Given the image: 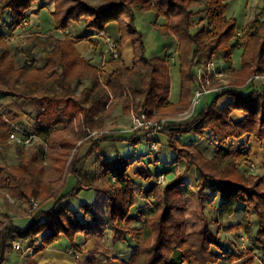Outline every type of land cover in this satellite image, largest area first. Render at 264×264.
Instances as JSON below:
<instances>
[{
	"label": "trees",
	"instance_id": "trees-1",
	"mask_svg": "<svg viewBox=\"0 0 264 264\" xmlns=\"http://www.w3.org/2000/svg\"><path fill=\"white\" fill-rule=\"evenodd\" d=\"M38 1L41 0H1L0 19L4 11L8 10L13 17V25L19 26L29 18L28 12ZM52 1L55 9L51 12V17L57 31H68L72 23L82 24L91 33L79 37L87 38L91 43L97 34L109 33L118 44L119 56H112L108 60L116 69L105 84L101 77L102 69L78 52L73 37L57 39L54 49L46 54L45 65L40 68L34 62L19 65L12 48L5 44L6 35H0V101L21 99L32 102L37 109V133L45 141H49L53 153L68 155L63 167L66 176L59 187L44 184L41 178L43 169L31 162H23L17 167L0 164V188L6 187L12 197L29 203L34 198L40 200L24 227L13 220L0 223V264L6 261L7 252L13 250L14 240L29 243L31 247L39 246L40 250H44L66 238L71 250L82 252L77 237L91 229L94 219L91 210L94 204L87 201L82 203L79 210L83 211L84 216L79 218L77 212L66 203V200L82 191L94 190L87 183L88 171L80 168L83 162V158L79 156L82 147L90 144L87 155L99 157L101 151L107 149L103 147L107 142H130L135 146L142 139L140 131L100 133L105 129L110 116V102L125 95L123 103L127 113L140 115L144 112L149 119L173 116L181 110V106L190 104L198 63L215 57L220 51L231 63L235 52L241 49V68L237 73L242 85L214 97L200 109L192 121L175 127L179 129H172L170 126L165 130L167 144L162 145L159 154L167 148L175 154L172 164L182 160L187 162L185 172L169 181L166 186L151 182L154 177L168 175L170 171L151 170L150 166L157 167L160 159L158 154L157 160L154 163L151 161L149 147L154 141L148 142L149 160L144 161L146 166L135 174L136 179L144 182L141 184L142 192L148 202L152 201L148 211L140 212L141 208L138 207V182L129 173L133 166L129 159L117 153L110 163L103 164L102 177L110 197L112 222L121 231L120 238L124 237L121 238L123 240L131 235L137 242L133 254L121 264L219 262L220 257L214 251L217 248L223 251V239L219 232L216 233L209 226L203 232L188 231L187 206L183 194L187 191L186 180L192 169L197 171L200 178L196 188L202 195L211 190L219 194L223 206L233 203L244 205L249 221L253 215L257 217L256 243L264 253V182L262 177L241 170L239 163L248 161V155L229 145L230 140L241 139L246 135L255 136L264 144V86H243L249 77L264 73V8L261 15L239 28L237 18L227 16L228 4L224 0H206L204 19L208 26L193 32V19L197 12L192 8L199 0H106V4L100 6L93 5L88 0ZM152 11L156 16L154 29L166 38L175 36L178 42L177 55L181 74L179 104L172 103L169 96L171 56L150 57L144 33L136 23L138 13ZM160 18H165L167 22L159 23ZM113 24L118 26L119 36H114L109 31V26ZM80 40L82 39H78ZM128 41L132 43L134 50L131 69L122 64L123 50ZM82 80H90L91 85L85 86L77 94L75 84ZM226 95L231 96L232 100L222 107L220 100ZM14 107L0 112V155L5 137L12 130L6 120L10 123L16 121L15 124L21 125V118L16 110L18 107ZM239 110L245 114V118L236 123L232 121L231 115ZM60 125L69 132L71 130L76 133V138H71L64 131L53 132ZM76 127L79 128L78 132ZM93 132H98L96 137L91 136ZM208 133L215 144L212 158L206 157L195 143L184 144L177 137L183 135L189 141L193 137L204 139ZM87 137L88 140L79 144L78 141ZM73 149H76L75 153ZM140 162H143V158ZM69 175L75 180V185L65 192ZM205 195L209 197V194ZM51 199H54V204L49 209L42 208ZM138 221L142 223L141 228L131 226ZM249 227V224H244L237 228L247 232ZM238 259L232 257V261ZM79 264L100 262L92 257ZM248 264H255L254 256H250Z\"/></svg>",
	"mask_w": 264,
	"mask_h": 264
},
{
	"label": "rangeland",
	"instance_id": "rangeland-1",
	"mask_svg": "<svg viewBox=\"0 0 264 264\" xmlns=\"http://www.w3.org/2000/svg\"><path fill=\"white\" fill-rule=\"evenodd\" d=\"M48 1L47 7H49L52 11L55 9L54 1ZM91 4L100 6L106 4V0H88ZM237 1L239 3H237ZM249 0H235L233 7L227 11V15L232 16L233 12H235V17L238 18L239 22L242 23L243 15L245 12L246 3ZM256 1L264 2V0H250V3H254ZM53 2V3H52ZM244 2V3H242ZM52 4V5H50ZM205 5L206 0H199L198 4L194 6L192 9L197 12V15L194 17V29L193 32H197L202 28L207 27V20L204 19L205 16ZM35 12V11H33ZM46 19H49L48 22ZM41 21L43 23L41 24ZM154 15L150 13H138L137 14V26L144 33V38L146 42L147 53L149 56L156 55H164V53H168L173 59L170 60V76H171V92H170V101L174 104L180 103L181 98V74H180V60L177 55V42L175 36L172 38V41L169 42L168 46H166V40L162 36L163 34L154 29ZM159 23L164 24L167 22L165 18H161L158 20ZM116 24L109 26V31L114 34V36H119V30L116 27ZM42 27V28H41ZM17 31H9L8 34H5L7 39L5 44H8L16 57V61L19 65H25L30 62H34L37 67L42 68L46 63V54L53 50L55 47V41L57 39L64 40L67 36L73 37L75 39V43H80L81 41H90L87 38H81L91 33V31L82 24L72 23L69 27L68 31H57L54 26V22L50 17H33L32 15L27 18V20L20 25ZM241 30V29H240ZM239 30V31H240ZM81 36V37H79ZM11 38V39H10ZM78 39H82L78 41ZM77 40V41H76ZM93 47H91L92 57L87 60L91 61L92 64L98 65L101 69V77L105 84H107V77L105 76V68L106 61L110 60L112 57L110 53H108V46L103 43L102 39L96 37L92 39ZM78 50V49H77ZM81 55L82 53L78 51ZM98 53V55H96ZM242 49L237 50L234 54V57L231 63L224 57V53L222 51L216 54V58L224 59L229 62L231 65V71L228 76L223 77L219 81V85L223 84L225 80L229 84L233 86H241L242 82H240V76L238 75V71L241 68V59H242ZM96 55V57L94 56ZM85 58V57H84ZM123 66L126 65L124 58ZM218 83V82H217ZM215 83V84H217ZM244 84V83H243ZM91 85L90 80H82L78 81L75 84V91L77 94H80L81 91L86 87ZM244 86V85H243ZM196 88V83H194L192 87V97L190 100V104L188 106H181V110L173 116H168L166 118H147L152 122H164L167 127L161 131L152 132V129H142L138 130L146 135H158V142L165 146L167 144V136L164 134L165 130L168 127L175 128L176 126H181L184 123H188L192 121L191 119V110H192V98L194 95V89ZM125 95L119 96L114 101L109 103V113L110 116L106 121V126L104 130L100 133H109L114 131H127L134 132V123L133 116L134 114L127 113L124 109L123 100ZM214 97L209 96V102L213 100ZM232 100L231 96H224L220 100V104L223 105ZM206 105L205 101L199 106L200 109ZM18 107L17 112L18 116L21 118L20 124L25 127L27 132L32 135V141L30 145H22L13 142L10 140L9 136L5 137L4 147L2 148V154L0 155V164L7 167H17L20 166L23 162H31L36 165L38 168L43 169V174L41 176L44 184H50L51 186L59 187L65 176L63 167L66 163L68 155L66 154H56L51 150L50 144L45 141L41 135L37 133L35 127V119L37 115V109L34 104L30 101L24 102L23 100H14L5 99L0 101V112L5 110H10L9 108ZM14 107V108H15ZM26 113V114H25ZM29 115V116H28ZM198 115V114H197ZM196 115V116H197ZM16 122V121H12ZM78 127V126H77ZM76 127V128H77ZM64 131L68 133L71 138H76L75 134L71 130L69 132L68 129H65L64 126H56L53 132L56 131ZM79 128L76 129L78 132ZM2 133V129L0 128V134ZM98 132H93L91 136H95ZM178 138H181L182 143H189L190 141H186L183 135H177ZM88 140L86 139L78 141L79 144L83 143L82 141ZM151 141V140H149ZM156 142V140H153ZM199 144L195 143L197 147H199L206 157L212 158L215 152V144L213 143L212 136L210 133L207 134V137L204 139H198ZM5 146H10V149H6ZM90 144L84 145L80 151V155L83 158V162L80 165V168H83L88 171L89 180L87 183H90L93 186L94 190L91 191H82L80 194L71 197L66 200V203L73 208L77 212V217L83 218V211H80L79 208L82 206V203L85 201L93 203V209L91 210L94 213V220L91 222V229L86 233L82 234L83 237L79 239V244L81 246L82 252L74 253L76 256H80V260L77 264L83 263L88 259L94 257L97 258L100 264H121L123 260L129 259V253H122L118 250V242L124 241L125 239H121V231L116 229V226L112 222L111 218V204L110 197L106 191V182L102 177V172L104 170L103 164L110 163L117 155L120 153L123 157L129 159L133 166L130 168V175L135 180L136 179V171L141 167L146 166L144 161H148V142L146 139H141L138 145H133L130 142L123 143H114L107 142L103 147L104 151H101L100 156L96 155H87ZM76 149H73V153H75ZM174 152H170V154H163L161 157L162 161L159 162L158 166L153 167L151 170L156 172L159 169L160 172H164L167 168L168 164H172L175 160L173 157ZM160 155V154H159ZM158 156H151V161L154 163L157 160ZM143 158V162H140V159ZM245 161L239 163L241 170H245L242 166ZM187 169V168H186ZM251 169H254V166H251ZM180 174H183L185 171L182 170L178 166L177 168ZM254 171V170H253ZM251 170H246L247 174L255 175ZM178 174V175H180ZM169 175V174H168ZM176 175V176H178ZM258 176V175H257ZM190 177V174H189ZM261 177V176H260ZM155 177L152 179V184H154ZM200 178H196L195 181H190L191 186L189 190L184 192L185 203L187 206V226L189 232H203V230L209 226L213 231L222 236V245L223 251L225 254L215 249V253L220 257V260L217 264H248L250 256H254L255 258H259L260 261L264 263V253H259L258 249H261L260 246L256 243V234H257V217L252 216L250 221L247 216V213L244 209V205H237L233 203L232 205L221 204V199L218 193H214L211 190H207L205 194H209V197L205 194L202 195L196 188V183ZM263 179V178H262ZM72 180V176L67 177V186L64 190L65 192L68 189V184ZM138 184H136V190L138 192V207L141 208L140 212H145L150 209V203L148 202L147 197L142 192V185L144 182L140 179H136ZM162 183V186H166L170 181L165 175V179ZM190 180V179H189ZM154 182V183H153ZM264 182V180H263ZM188 186V184L186 185ZM188 188V187H185ZM36 202L38 205L40 204V200L38 198H34L32 203H29L25 200H21L20 198H14L8 192L6 187L0 188V223L7 222L9 220H13L16 224L24 227L26 223L30 219V215L32 212H35V206L33 202ZM54 204V199L48 200L42 208L51 207ZM238 209V210H235ZM79 210V211H78ZM246 226L249 224V229L247 232H244L243 229H238L239 225ZM132 227L141 228L142 223L140 221L133 222L131 224ZM130 239L133 237L131 235H127ZM13 242V250L7 252L6 261L4 264H33L38 259H40L44 254L46 249L40 250L37 249H29L31 246L29 243L20 242V249H16L14 247L15 242ZM57 246L71 250L70 243L66 238H62V241L56 243ZM252 246V247H251ZM253 246L256 249H253ZM51 247V246H50ZM49 248V247H48ZM47 252V251H46ZM121 254V255H120ZM256 254V255H254ZM232 257L243 258L242 263L239 262V259L236 261H232ZM113 259V260H111ZM115 261V262H114ZM256 261V260H255ZM26 262V263H25ZM61 264V263H59Z\"/></svg>",
	"mask_w": 264,
	"mask_h": 264
},
{
	"label": "crops",
	"instance_id": "crops-1",
	"mask_svg": "<svg viewBox=\"0 0 264 264\" xmlns=\"http://www.w3.org/2000/svg\"><path fill=\"white\" fill-rule=\"evenodd\" d=\"M235 0H224V2L226 4H228V10L230 8L233 7ZM53 3V2H52ZM237 3H239L237 1ZM244 3V2H242ZM48 1L45 0H41L36 2L33 7L31 8V10L28 12V17L30 15H32L33 17H50L51 20L53 21V18L51 17V12L52 10L47 7ZM0 5H2L1 0H0ZM52 5V4H50ZM263 8H264V2H260V1H256L254 3H250V0L246 3L245 6V12L243 15V21L242 23L239 22L238 18L235 17V12H233L232 16H228V17H235L238 20V25L239 28H242L248 21L250 22V20L256 18L258 15H261L263 13ZM1 9V6H0ZM227 10V11H228ZM35 11V12H33ZM145 13H150V12H145ZM154 15V20H156V16H155V12H151ZM141 14V13H140ZM262 18H264V13L262 14ZM161 19V18H160ZM0 35H5L8 34L9 31H14V30H18L20 29V25H13V17L11 15V13L6 10L3 13L2 18L0 19ZM47 22L49 19H46ZM43 23V21H41V24ZM55 26V25H54ZM42 28V27H41ZM164 37V39L166 40V46H168L169 42L172 41V38L174 37H167L162 35ZM116 38V37H115ZM176 39V37H175ZM177 42V39H176ZM83 45V51H80L79 46ZM177 46H178V42H177ZM91 47H93V45L91 44V41H81L80 43H77V49L78 51H80L82 53V56H84L85 58L90 59L89 57H92L91 54ZM168 53H164V55L159 57H163L165 55H167ZM96 55H98V53H96ZM96 55H94L96 57ZM169 55V54H168ZM158 56V55H156ZM122 57L124 58V61L126 63V65H124L126 68L131 69L133 67V59H134V50H133V45L130 41L127 42V44H125L124 50H123V54ZM150 57H154V56H150ZM173 58L171 57V60ZM123 63V60H122ZM106 68H105V76L107 77V81L110 78V75L114 72L113 70H115V66L112 63H109L108 60L106 61ZM231 102V100L223 105L220 104V106L224 107L227 104H229ZM245 118V114L243 112L239 111H235L234 113H232L231 115V119L234 122H241V120H243ZM142 136L143 139H146L147 142H149V140H157V136H159V134L157 135H146L141 133L140 134ZM199 138H190L189 141L191 143H197L199 144L198 141ZM196 145V144H195ZM229 145L233 147L234 150H241L243 152H246V154L248 155V161L244 162L245 164H243L244 166H242L245 171L246 170H251L254 172V174L261 176L264 180V144H262L257 138H255V136H251V135H246L245 137L241 138V139H235V140H230L229 141ZM197 146V145H196ZM170 150H168L167 148H164L163 151L161 152V154L159 155V159L160 162L162 161V155H168L170 154ZM173 157L175 158V154H173ZM174 162V161H173ZM172 163V162H171ZM159 164V162H158ZM178 166L180 168H182V170H186L187 168V162L185 160H182L178 163L175 164H168L167 168L164 172H168L170 171L169 175H167V178L172 181L176 178V175L180 174L177 170ZM251 166H254V169H251ZM150 168L152 169L153 167L150 166ZM159 170V169H158ZM160 172V171H159ZM197 171L195 169H192L190 172V177L187 178L186 180V185L188 184L187 190H189V187L191 186L190 181H195V179L197 178ZM190 179V180H189ZM75 185V180L72 178V180L69 182L68 184V189L73 188ZM190 185V186H189ZM82 194V193H81ZM94 220V219H93ZM256 226H257V230H258V222H256ZM257 232V231H256ZM83 237V235H78L77 237V242L79 243V239ZM256 239V237H255ZM62 241V240H61ZM118 250L121 251L122 253H129V256H131L134 252V250L137 247V242L134 240V238L130 239V237H126L124 241H119L118 242ZM252 247V246H251ZM37 249L39 248V246L37 247H30L29 249ZM253 249H256L255 246H253ZM47 251V252H46ZM45 251V254L38 259L36 262H33V264H77L80 260V256H76L77 252H74L73 250H68L67 247L66 249L57 246V244H54L53 246L47 248ZM259 253L263 254L262 249H258ZM78 254V253H77ZM121 255V254H120ZM256 255V254H254ZM243 258H239V262L242 263ZM255 264H264L262 261H260L259 258H255ZM264 261V260H263ZM26 263V262H25ZM27 264V263H26Z\"/></svg>",
	"mask_w": 264,
	"mask_h": 264
},
{
	"label": "built area",
	"instance_id": "built-area-1",
	"mask_svg": "<svg viewBox=\"0 0 264 264\" xmlns=\"http://www.w3.org/2000/svg\"><path fill=\"white\" fill-rule=\"evenodd\" d=\"M99 36L103 43L108 46V53H110L111 56L118 58L117 56H119V53L116 40L109 33L105 32L96 35V37ZM231 66L233 65H231L229 62L216 57L205 59L196 65V88L194 89V95L192 98L191 119L196 117L200 111L199 106L203 103V101H205L206 104L209 102V96L216 97L218 95L225 94V92L232 87H237L229 84L225 80L223 81V84L219 85L220 79L229 75ZM246 85L264 86V73L254 74L252 77H249L244 86ZM6 121L11 125L12 128L9 135L10 140L18 144L30 145L33 137L29 132H27L25 127L19 124L10 123L9 120ZM133 123L134 131L152 129V132L155 133L167 127L166 123L164 122L149 121L144 112L140 115L134 114ZM161 149L162 145L155 141L152 142L149 147L150 153H152L153 156L158 155ZM163 179H165V175L160 174L159 177L156 178V182L162 183L164 181ZM33 204L35 207L38 206L35 201ZM14 247L16 249H20V242H15Z\"/></svg>",
	"mask_w": 264,
	"mask_h": 264
},
{
	"label": "bare ground",
	"instance_id": "bare-ground-1",
	"mask_svg": "<svg viewBox=\"0 0 264 264\" xmlns=\"http://www.w3.org/2000/svg\"><path fill=\"white\" fill-rule=\"evenodd\" d=\"M80 51H83V45L79 46Z\"/></svg>",
	"mask_w": 264,
	"mask_h": 264
},
{
	"label": "water",
	"instance_id": "water-1",
	"mask_svg": "<svg viewBox=\"0 0 264 264\" xmlns=\"http://www.w3.org/2000/svg\"><path fill=\"white\" fill-rule=\"evenodd\" d=\"M172 129H179V128H172Z\"/></svg>",
	"mask_w": 264,
	"mask_h": 264
}]
</instances>
